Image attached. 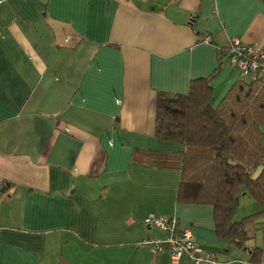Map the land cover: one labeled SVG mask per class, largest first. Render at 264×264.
<instances>
[{
    "label": "crops",
    "instance_id": "0c3cea01",
    "mask_svg": "<svg viewBox=\"0 0 264 264\" xmlns=\"http://www.w3.org/2000/svg\"><path fill=\"white\" fill-rule=\"evenodd\" d=\"M231 37L264 49V0H0V264H193L139 245L163 236L149 213L226 264H264L178 199L177 166L133 157L183 150L155 136L158 92L207 78L216 106L241 79Z\"/></svg>",
    "mask_w": 264,
    "mask_h": 264
},
{
    "label": "trees",
    "instance_id": "16d2710c",
    "mask_svg": "<svg viewBox=\"0 0 264 264\" xmlns=\"http://www.w3.org/2000/svg\"><path fill=\"white\" fill-rule=\"evenodd\" d=\"M212 95L207 78L191 80L186 94L158 92L155 136L178 143L183 150L175 154L137 150L133 157L145 165L177 166L178 199L210 204L217 237L244 251L251 225L262 224L257 229L264 242V221L257 222L264 219V80L241 77L216 106ZM242 192L259 210L235 220ZM262 259L264 246L253 247L249 261Z\"/></svg>",
    "mask_w": 264,
    "mask_h": 264
},
{
    "label": "built area",
    "instance_id": "2783aa9c",
    "mask_svg": "<svg viewBox=\"0 0 264 264\" xmlns=\"http://www.w3.org/2000/svg\"><path fill=\"white\" fill-rule=\"evenodd\" d=\"M202 42L212 44V36L205 35ZM220 49L223 57L230 66L240 72L241 77L264 80V49L260 46L245 43L238 37H231ZM143 223L157 228L163 236L144 239L139 245L154 253L166 251L172 262H177L185 256L193 264L227 263L218 259L214 251L203 250L196 243L190 228H181L180 220L175 215L149 213L143 218Z\"/></svg>",
    "mask_w": 264,
    "mask_h": 264
},
{
    "label": "rangeland",
    "instance_id": "374dc122",
    "mask_svg": "<svg viewBox=\"0 0 264 264\" xmlns=\"http://www.w3.org/2000/svg\"><path fill=\"white\" fill-rule=\"evenodd\" d=\"M244 194L245 192H242L238 197V207L234 214L235 220H239L246 215L254 213L256 210H259L258 204L250 198V195L247 194L246 196H244ZM260 225L262 224H257L255 226H250L247 228L248 234L251 236L246 243L247 247L258 245L264 246V243H262L261 232L259 229H257V227H259Z\"/></svg>",
    "mask_w": 264,
    "mask_h": 264
}]
</instances>
